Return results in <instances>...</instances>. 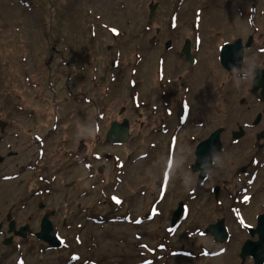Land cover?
I'll return each instance as SVG.
<instances>
[{"label":"rangeland","instance_id":"rangeland-1","mask_svg":"<svg viewBox=\"0 0 264 264\" xmlns=\"http://www.w3.org/2000/svg\"><path fill=\"white\" fill-rule=\"evenodd\" d=\"M155 29H165L166 37L202 35L201 60L190 74L175 65L172 54L165 57L161 47L149 44ZM248 34H255L256 47L264 48V0H0V124L7 126L6 149L13 151V131L18 135L17 160L10 166L15 160L18 166L12 171H19L12 182H2L0 197L7 202L2 216L14 204L20 207L19 224L37 229L32 223L38 225L41 213L34 207L38 198L31 195L42 183L20 166L28 165L38 148L32 135L45 138L48 126L57 123L59 132L45 138L49 144L43 163L48 178L58 168L61 174L53 186L55 197L42 201L55 209V222L66 218L60 231L68 241L67 252L76 249L82 259L97 264H254L240 255L247 240L258 238L239 226L235 212L254 228L255 217L264 214V168L250 185L240 170L257 154L251 142L263 123L244 128L246 137L238 145L222 134L223 149L204 181L191 170L194 144L189 142L190 136L200 142L218 128L230 131L252 123L260 112L262 105L246 94L247 88L228 79L215 63L218 44ZM184 95L191 118L174 138L176 121L160 101L178 108ZM123 119L129 121L127 142L104 143L110 124ZM162 124L169 131L159 132ZM80 143L86 153L77 154ZM169 148L174 149L172 157ZM73 154L84 157L95 176H88L84 162L70 166ZM35 166L42 168V161ZM242 187L253 199L239 211L235 204ZM122 199L119 206L116 200ZM181 203L188 206L186 219L169 236L166 229ZM152 211L157 215L145 218ZM127 213L143 221H107ZM99 215L104 223L87 220ZM220 221L228 227L227 242L215 241L209 233L201 236L200 231ZM33 247L21 250L27 264L41 259Z\"/></svg>","mask_w":264,"mask_h":264},{"label":"flooded vegetation","instance_id":"flooded-vegetation-1","mask_svg":"<svg viewBox=\"0 0 264 264\" xmlns=\"http://www.w3.org/2000/svg\"><path fill=\"white\" fill-rule=\"evenodd\" d=\"M156 4V3H155ZM162 31H164L162 33ZM165 29H155V32L157 33L156 36H153L152 39H150L149 44L153 45L155 43V47L159 46L161 47L164 56L166 57L167 55L172 54L173 57H175V65L177 67L184 66L186 67V72L187 74H190L192 72V69L199 64V61L201 60V50L203 48V37L201 34H192V37L189 36H183V37H166L165 36ZM253 31L256 32V28L253 27ZM200 36V37H199ZM240 41L239 45V51L241 55V64L240 67L237 68L234 65L231 66V68H235L233 72H230L229 69L225 67L226 62H222V57H221V48L224 47L226 44L233 45L236 41ZM256 41L257 38L255 37V34H248L245 37H232L229 39H224L222 43L218 44L216 47L215 51V63L218 66V69L225 74L228 79H233V80H238V82L242 83L243 86L245 87L246 94L248 96H253L256 101H258L261 105L262 108L260 112L256 113L255 118L253 119L252 123L245 122L243 125L237 124L236 128L227 131L223 128H218L217 130H220V143H221V135L222 134H228L229 137L232 138V144L233 145H238L246 136L244 134L243 129L244 128H250L252 125L256 127L259 125L261 122L263 123V126L257 130L254 133V138L251 142V147L253 150L256 151V155H253L251 159L248 162V165L244 167H240L242 176H249L248 179L246 180V184L250 185L252 180H255L258 177V173L261 171L260 169L264 168V155L261 157V152L264 154V138L257 139L261 133L264 131V87H259L257 90L254 89V82L257 77H259V82L264 79V48L263 47H256ZM57 51V50H55ZM249 54V55H247ZM238 56V50L234 52V58H237ZM161 62H165V58L160 55ZM51 58H53V55H51ZM261 73L262 75H259ZM180 78V77H179ZM182 84V82H179ZM242 88V87H241ZM185 93L188 92V89H184ZM162 95V94H161ZM163 96V95H162ZM163 98H165L163 96ZM176 100V99H174ZM162 106L164 107V113L168 117L174 118L176 121L177 128L174 131V136L177 138V134L179 130L187 125L190 121L191 118V106L189 104L187 96H181L179 98V104L178 108L176 107H170L172 106L171 102L166 101L165 99L160 101ZM241 103H245V100L242 99ZM176 106V105H175ZM158 111V109H157ZM53 121H57V119L53 118ZM58 124L57 123H52L51 127L48 126V132L51 134H55L58 131ZM97 125L96 129L94 131H97ZM198 127H202V123H198ZM15 131V130H14ZM13 131V151L11 149H6V147H9L7 145V140L5 139L8 136V131H7V126L0 124V193L2 190V182L3 183H8L13 181V176L18 175V170H13V167L15 168L17 158L18 156V150L14 148L15 143L17 142V133ZM166 131H169V127L165 124L160 125L159 132L165 133ZM216 131V130H215ZM59 132V131H58ZM50 134L45 135V138H49ZM106 135V134H105ZM105 135H104V143L105 142ZM238 136V137H236ZM33 138H35L36 143L38 144V148L35 152H32L34 154L33 159L35 158V162H31L30 160L26 165H21V169H28L31 170L32 174H35L37 180L36 182L42 183V187H38L35 189L33 194L31 196L37 197L38 201H36V204H34V207L41 213L39 215V221L38 225L35 223H32V225L36 226V230H33L31 227V224H19L17 221V213L18 211L20 212V207L16 208L14 204L7 205L6 210L4 212V216H2V204L7 202L1 201L0 197V264H27L26 263V258L25 255L21 252L27 244L31 248H36L38 253H41V259L36 260V264H97V262L91 260V259H82L81 254L79 251L76 249L74 251H69L70 247L68 245L67 239L62 235V232L60 231L62 228H66V218L62 217L61 221H54V219L57 216V213L55 212V209H51L48 207L46 202H43V199H48L49 197H55L57 191L53 188L54 184L59 181V176L61 174V171L58 169H55V174H51L49 178L45 175L46 172L45 170L48 169V165H46V162L43 163L44 155L46 148L49 144L48 140L45 139L43 136L41 137L38 134H33ZM61 141V138L57 140V145ZM65 142V141H62ZM189 142L192 146V153L195 159V149L196 146L201 143L197 142V140L190 136L189 137ZM196 143V144H195ZM106 144H111V143H106ZM80 145H83L80 143L77 147V154L79 153H86V150H83L80 148ZM222 146V144H221ZM4 147V149H3ZM223 149V148H222ZM221 149V151H222ZM75 151V150H74ZM73 151V152H74ZM36 154V155H35ZM74 155V162L69 164L70 166L75 165L76 162L78 166H81V162L85 163L84 168H88L90 173L88 174L89 177L95 176L92 173V165L88 163V161H84V157L80 155ZM97 156V154H95ZM100 155H98L99 157ZM13 166H10L11 160H13ZM9 160V161H8ZM40 161H42V168L35 166V164H38ZM7 168V172L2 175V170ZM103 169V166L100 168H97V172H101ZM49 171L51 169L49 168ZM14 173V175H13ZM43 173V175H41ZM4 176V177H3ZM241 176V175H240ZM32 182V181H30ZM121 182V181H120ZM246 188L241 189V194L244 193ZM34 190V189H33ZM32 192V191H31ZM29 197V196H28ZM253 198H250L249 203H240L238 206L242 208V205H245L246 207L250 206ZM123 205V199L120 201L119 206ZM263 207L264 210V204L261 206ZM24 209V208H22ZM114 213V212H112ZM106 216L108 217L107 213H105ZM47 217V220L50 222L51 227L53 229V234L55 236V241H58V246L53 247L49 245L47 242L40 241L36 238L35 233H37L40 230V222L45 216ZM125 215V214H124ZM121 216L118 215L117 219H112L113 215L107 220V221H114L115 222H123V223H132L133 225L137 224L136 221L142 222L143 220H139V216H135L134 218L131 217V213H127V216ZM37 216V215H36ZM181 220L184 218L183 214L181 213L180 217ZM258 216L255 217V220H257ZM37 219V218H36ZM56 220V219H55ZM87 220L90 222L92 221L93 223H104L106 220L102 215L99 216H91L88 217ZM13 224L15 227V230L18 231V229L28 226L29 231L26 232L24 237H20L18 235H15L13 231H10V224ZM257 224V223H256ZM253 227V225H251ZM79 227V226H77ZM254 228V227H253ZM78 235V234H77ZM75 235V236H77ZM78 243V247H82L83 242L80 238V236H77V239L75 240ZM38 243V244H36ZM37 245H42V246H37ZM66 251V252H65ZM65 252V256L62 258H59L57 254H62ZM18 254L17 256H15ZM46 260V261H45Z\"/></svg>","mask_w":264,"mask_h":264},{"label":"water","instance_id":"water-1","mask_svg":"<svg viewBox=\"0 0 264 264\" xmlns=\"http://www.w3.org/2000/svg\"><path fill=\"white\" fill-rule=\"evenodd\" d=\"M150 15H152L154 6H150ZM240 41H236L233 45L226 44L221 49L222 62H226L224 65L230 72H233L235 68H231L232 65L239 68L241 64V55H240ZM238 50L237 58H234V52ZM259 75H262L259 73ZM254 89H258L260 86L264 87V79L259 82V77L255 79ZM264 94V92L262 93ZM264 96V95H263ZM129 121L123 119L122 123L112 122L109 126L108 131L105 135V142L111 144H123L126 143L129 138L128 133ZM220 130L213 132L208 139L199 143L195 149V163L192 165L191 170L194 173H199L200 181L205 180L210 167L213 164V161L216 155L221 151L222 146L220 143ZM238 137V136H236ZM264 138V131L257 139ZM219 190H215V195H218ZM182 205L179 204V209L175 211L171 219V223L175 224L181 214ZM47 215L43 217L40 222V230L35 233V236L38 240L47 242L53 247L58 246V241H55V236L53 234V229L50 222L47 220ZM224 221H220L215 225H211L207 228L205 233H209L211 236H214L215 241L225 242L227 240V231L224 227ZM10 231H13L15 235L24 237L26 232L29 231L28 226L22 227L15 230L13 224H10ZM252 235H258V241L252 242L248 240L242 247L241 255L243 261L248 257H252L255 260V264H264V215H261L258 218L257 228Z\"/></svg>","mask_w":264,"mask_h":264},{"label":"snow or ice","instance_id":"snow-or-ice-1","mask_svg":"<svg viewBox=\"0 0 264 264\" xmlns=\"http://www.w3.org/2000/svg\"><path fill=\"white\" fill-rule=\"evenodd\" d=\"M115 199V198H114ZM116 203H120V201L119 200H116ZM137 223H140V221H136Z\"/></svg>","mask_w":264,"mask_h":264}]
</instances>
